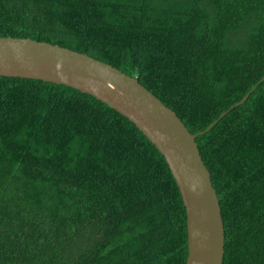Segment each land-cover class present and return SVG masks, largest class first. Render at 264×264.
Returning <instances> with one entry per match:
<instances>
[{"label":"trees","instance_id":"1","mask_svg":"<svg viewBox=\"0 0 264 264\" xmlns=\"http://www.w3.org/2000/svg\"><path fill=\"white\" fill-rule=\"evenodd\" d=\"M0 36L85 53L171 109L209 172L221 264H264V0H0ZM153 144L77 89L0 75V264H184Z\"/></svg>","mask_w":264,"mask_h":264},{"label":"water","instance_id":"2","mask_svg":"<svg viewBox=\"0 0 264 264\" xmlns=\"http://www.w3.org/2000/svg\"><path fill=\"white\" fill-rule=\"evenodd\" d=\"M0 75L72 87L133 123L163 156L180 194L186 224L184 264H221L224 237L218 200L194 138L240 104L252 88L203 130L190 133L175 113L134 76L57 44L0 36Z\"/></svg>","mask_w":264,"mask_h":264}]
</instances>
